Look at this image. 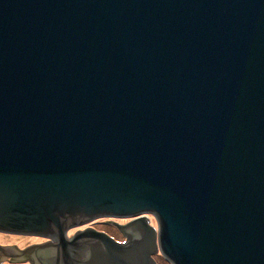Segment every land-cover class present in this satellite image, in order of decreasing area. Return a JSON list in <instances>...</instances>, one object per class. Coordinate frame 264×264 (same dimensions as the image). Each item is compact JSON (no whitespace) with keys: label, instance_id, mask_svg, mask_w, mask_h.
Instances as JSON below:
<instances>
[{"label":"water","instance_id":"water-1","mask_svg":"<svg viewBox=\"0 0 264 264\" xmlns=\"http://www.w3.org/2000/svg\"><path fill=\"white\" fill-rule=\"evenodd\" d=\"M0 233L35 264H264V0H0Z\"/></svg>","mask_w":264,"mask_h":264},{"label":"rangeland","instance_id":"rangeland-1","mask_svg":"<svg viewBox=\"0 0 264 264\" xmlns=\"http://www.w3.org/2000/svg\"><path fill=\"white\" fill-rule=\"evenodd\" d=\"M154 218L155 219L152 218L153 222H154L155 226L158 227L157 219L155 216H154ZM107 222H114V223H120V224L124 223V221L119 220V219L105 218V219H99L97 221H94L95 225L93 227L97 231L108 233L110 236H112L114 239H116L119 242H124L125 241L124 235L117 229V227L115 225L109 224ZM82 227H84V226H81L78 228H82ZM78 228L71 229L70 231L67 232L68 239L73 238V236L77 232ZM0 236H8V237H13V238H14V236H17L18 239L24 240L25 242H23L21 245H19L17 240L13 241V243H7V244H4L3 241H0V243L3 244L2 246H12V245L15 246L16 245L22 249H26L32 245H38V244H41V243L48 241L47 239H42V238H38L35 236L27 237L26 235H12V234L0 233ZM32 240H35V241H32ZM155 259L157 260L158 264H172L170 261H168L162 255L156 256ZM5 260H7V259H5ZM20 263L21 264H30V261L26 260V261L20 262ZM0 264H10V262L3 261Z\"/></svg>","mask_w":264,"mask_h":264},{"label":"bare ground","instance_id":"bare-ground-1","mask_svg":"<svg viewBox=\"0 0 264 264\" xmlns=\"http://www.w3.org/2000/svg\"><path fill=\"white\" fill-rule=\"evenodd\" d=\"M142 213H144V212H142ZM142 217H146L148 220H149V223H148V225L149 226H152L153 227V229L155 230V232H156V236L158 237L159 236V228L158 227H156L155 226V224H154V222H153V219H155L154 218V215L152 214V213H147V214H141L140 216H138V217H135L134 219H140V218H142ZM153 218V219H152ZM122 219V221H124V223L123 224H120V223H116V224H119L120 226H124V225H127V224H129L130 223V218H128V217H122L121 218ZM133 221V220H132ZM94 222H92L91 224H93ZM117 227V226H116ZM118 229V228H117ZM119 230V229H118ZM120 231V230H119ZM101 233H103V234H105V235H107V236H109L111 239H114L112 236H110L108 233H106V232H101ZM26 236L27 237H33V236H30V235H27L26 234ZM15 238V239H14ZM14 238L13 237H8V236H0V241H3V243L4 244H7V243H13V241H15V240H17L18 241V243H19V245H21L23 242H25L24 240H21V239H18L17 238V236H14ZM42 238H43V236H42ZM115 240V239H114ZM32 241H35V240H32ZM115 241H117V240H115ZM117 242H119V241H117ZM125 242V241H124ZM124 242H119V243H124ZM1 245H3L2 243H0V246ZM11 245V244H10ZM13 246V245H12ZM16 246V245H15ZM18 247V246H17ZM19 249H22V248H20V247H18ZM3 261H6V262H10V264H21V263H17V262H11V261H9V260H3ZM3 261H0V262H3Z\"/></svg>","mask_w":264,"mask_h":264},{"label":"flooded vegetation","instance_id":"flooded-vegetation-1","mask_svg":"<svg viewBox=\"0 0 264 264\" xmlns=\"http://www.w3.org/2000/svg\"><path fill=\"white\" fill-rule=\"evenodd\" d=\"M95 223L93 224H90V225H87V226H84L82 228H78L77 231H81V230H85V229H93ZM100 232V231H99ZM116 240V239H115ZM2 246V245H1ZM5 247V246H3ZM15 247V246H14ZM2 248V247H1ZM3 249V248H2ZM18 249V248H17ZM4 250V249H3ZM6 251V250H5ZM43 250H36V251H32V252H29V251H19L16 256L11 253V252H8L5 253V252H1L0 251V261H3L4 258H7V256H9L8 260L11 261V262H16V260H20L21 258H23L24 260L26 259H29L30 260V263L31 264H35V262L37 260H40V256H41V252ZM32 254V257L30 258V255ZM69 256L71 257V255L69 254ZM1 263V262H0Z\"/></svg>","mask_w":264,"mask_h":264},{"label":"clouds","instance_id":"clouds-1","mask_svg":"<svg viewBox=\"0 0 264 264\" xmlns=\"http://www.w3.org/2000/svg\"><path fill=\"white\" fill-rule=\"evenodd\" d=\"M77 232H78V231H77ZM77 232H76V233H77Z\"/></svg>","mask_w":264,"mask_h":264}]
</instances>
